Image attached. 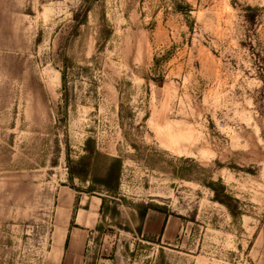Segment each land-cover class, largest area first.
Listing matches in <instances>:
<instances>
[{"label":"rangeland","instance_id":"1","mask_svg":"<svg viewBox=\"0 0 264 264\" xmlns=\"http://www.w3.org/2000/svg\"><path fill=\"white\" fill-rule=\"evenodd\" d=\"M0 264H264V0H0Z\"/></svg>","mask_w":264,"mask_h":264},{"label":"trees","instance_id":"2","mask_svg":"<svg viewBox=\"0 0 264 264\" xmlns=\"http://www.w3.org/2000/svg\"><path fill=\"white\" fill-rule=\"evenodd\" d=\"M98 152L95 150H88V154L81 157L76 163H73L69 166V178L70 179H79L81 181H85L89 179L90 172L92 169V157L94 154ZM122 170V161L119 158H110L108 167L103 176L98 177L94 176L91 181L96 185H99L102 189L107 192H114L119 187L120 175ZM220 184L211 183L210 187L215 192V199L225 204L232 212L233 208L229 200H232V196L225 192L224 186H221V194L220 191L216 188V186ZM89 192H94V187H89Z\"/></svg>","mask_w":264,"mask_h":264},{"label":"crops","instance_id":"3","mask_svg":"<svg viewBox=\"0 0 264 264\" xmlns=\"http://www.w3.org/2000/svg\"><path fill=\"white\" fill-rule=\"evenodd\" d=\"M78 208H75L74 214V227H71V232H76V234L84 235L94 228L97 224L98 211L102 206V199L96 196H80ZM73 211V210H71ZM85 236V235H84Z\"/></svg>","mask_w":264,"mask_h":264}]
</instances>
